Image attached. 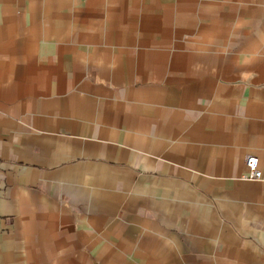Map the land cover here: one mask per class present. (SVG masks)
I'll list each match as a JSON object with an SVG mask.
<instances>
[{"label": "crops", "instance_id": "crops-1", "mask_svg": "<svg viewBox=\"0 0 264 264\" xmlns=\"http://www.w3.org/2000/svg\"><path fill=\"white\" fill-rule=\"evenodd\" d=\"M0 264H264V0H0Z\"/></svg>", "mask_w": 264, "mask_h": 264}, {"label": "built area", "instance_id": "built-area-1", "mask_svg": "<svg viewBox=\"0 0 264 264\" xmlns=\"http://www.w3.org/2000/svg\"><path fill=\"white\" fill-rule=\"evenodd\" d=\"M246 166L248 172L245 174V178L253 180H262L263 174L259 167V158L255 155H249L246 158Z\"/></svg>", "mask_w": 264, "mask_h": 264}]
</instances>
